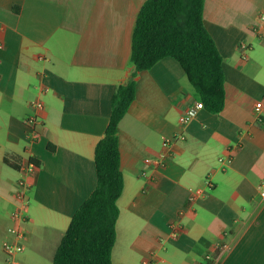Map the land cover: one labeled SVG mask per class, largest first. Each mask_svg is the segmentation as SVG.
I'll return each mask as SVG.
<instances>
[{"label":"crops","instance_id":"obj_1","mask_svg":"<svg viewBox=\"0 0 264 264\" xmlns=\"http://www.w3.org/2000/svg\"><path fill=\"white\" fill-rule=\"evenodd\" d=\"M145 1L0 0V264H53L95 190V149L134 71ZM204 21L223 58L225 107L181 125L199 99L180 63L166 57L137 74L118 127L113 264H264V0H205ZM21 180L29 203L17 222ZM5 242L23 250L8 258Z\"/></svg>","mask_w":264,"mask_h":264},{"label":"trees","instance_id":"obj_2","mask_svg":"<svg viewBox=\"0 0 264 264\" xmlns=\"http://www.w3.org/2000/svg\"><path fill=\"white\" fill-rule=\"evenodd\" d=\"M204 8L205 0H147L142 5L132 36L134 71L113 94L109 123L95 149L97 186L74 214L53 264H113L117 201L124 189L118 127L135 100L139 72L172 57L205 109L213 114L224 109L223 58L205 26Z\"/></svg>","mask_w":264,"mask_h":264},{"label":"built area","instance_id":"obj_3","mask_svg":"<svg viewBox=\"0 0 264 264\" xmlns=\"http://www.w3.org/2000/svg\"><path fill=\"white\" fill-rule=\"evenodd\" d=\"M241 48L245 49V48H247V45L242 44ZM34 105L38 108L42 107L41 103H34ZM203 109H205L204 103L202 101L198 100L194 106L188 108L185 111V113L180 117V119H179L180 124L185 125V124L189 123L190 121H192L196 117L198 111L203 110ZM261 109H262L261 106H257L255 108L256 113L259 114L261 112ZM259 120L261 121L262 119L259 118ZM26 124L29 128H31L37 134L36 128L41 124V121L39 120V118L37 116H30L26 119ZM163 146H164V149L168 150L170 147V140H165L163 142ZM221 160L225 161L224 159H221ZM230 160H231V157L228 158V161H230ZM26 189H27V187H26L25 182L23 180H21L19 182V187L17 190V201L19 203V207L12 214V218L17 222L21 221V220H25L24 213L27 211L28 203H29V200H28V197L26 194ZM202 193H203V191L200 188L195 189V190H191L190 195H189V201L191 203L196 201V199H198L202 195ZM261 195L264 196V185H263L262 190H261ZM178 230H179V225H177V224L174 225L172 227V235L177 236ZM13 232L17 237H25L24 233H19L17 230H14ZM22 250H23V246L20 243L5 242L3 244L4 254L8 258H11V259H13L14 256L16 254H18L19 252H21ZM13 264H17V263L15 261H13Z\"/></svg>","mask_w":264,"mask_h":264}]
</instances>
